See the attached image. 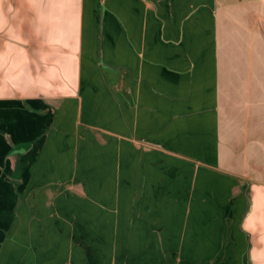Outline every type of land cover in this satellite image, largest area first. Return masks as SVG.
Here are the masks:
<instances>
[{"label":"crops","instance_id":"0c3cea01","mask_svg":"<svg viewBox=\"0 0 264 264\" xmlns=\"http://www.w3.org/2000/svg\"><path fill=\"white\" fill-rule=\"evenodd\" d=\"M85 152L127 204L184 205L189 251L264 261V0H0V228L13 186L83 188Z\"/></svg>","mask_w":264,"mask_h":264},{"label":"rangeland","instance_id":"374dc122","mask_svg":"<svg viewBox=\"0 0 264 264\" xmlns=\"http://www.w3.org/2000/svg\"><path fill=\"white\" fill-rule=\"evenodd\" d=\"M102 77L107 85V71H103ZM98 158H108L114 167L120 164L118 157L115 160L112 156L97 157L85 152L82 165L85 186L81 189L59 187L48 194L42 188H11L12 213L18 211L26 218L20 220L19 229H13L10 222L0 228V241L9 244L8 250L16 244L20 248L19 252L4 254L9 261L5 264L17 258L18 264H225V251L188 250L190 242L195 238L201 242L203 236L166 234V228L182 231L185 213L177 210L184 205L144 203L134 194L132 203L127 204L123 187L97 186L98 182L93 180L97 165L90 161ZM118 174L122 178V171ZM30 192H34L33 202H28ZM50 195L57 198L52 200ZM18 197L22 202L18 203ZM32 213L34 219L29 223L27 215ZM159 213L165 218L157 221L155 216ZM257 218L252 230L263 232L264 211ZM29 246L35 250L28 251ZM257 262L264 264L261 258Z\"/></svg>","mask_w":264,"mask_h":264}]
</instances>
